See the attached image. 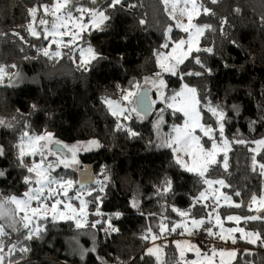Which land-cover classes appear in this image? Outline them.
<instances>
[{
	"label": "trees",
	"instance_id": "1",
	"mask_svg": "<svg viewBox=\"0 0 264 264\" xmlns=\"http://www.w3.org/2000/svg\"><path fill=\"white\" fill-rule=\"evenodd\" d=\"M126 2L135 7L114 11L103 30H91L87 35L84 44H90L102 59L92 61L90 70L83 71L70 58L72 50L69 48L65 49V55L58 61L49 60L37 52V48L46 45L47 41L43 37L37 40L25 30L28 24L27 9L34 6L36 0H0V65L15 64L16 67L9 68V71L21 75L14 86L0 85V118L11 120L19 110L25 114L36 133L47 130L64 144L99 141L102 147L78 154L80 167L92 166L96 179L108 177L103 192L93 191L91 196L85 197L92 201L100 196L99 211L103 213V216H96L97 204L90 203L88 224L93 225L96 220L105 221L113 216L111 224L118 229L116 232L105 231L106 223L89 228L94 232L91 237L96 252L83 261H77L65 254L64 239L58 234L65 231L76 234L79 229L75 223L48 222L43 238L29 242L32 251L23 264H102L101 257L109 264H120L121 261L123 264H176L173 241L175 236H179V229L169 233L167 238H160L164 256L157 259V255H144L152 243L141 237L149 226L153 232H157V225L162 219L160 198L155 195V187L160 185L163 177L171 178L173 191L164 199L178 208L186 209L192 197L206 186L198 184L195 175L175 164L171 149L157 146L156 123L161 115L159 110L165 108L164 104L155 103L151 114L143 119H132L129 123L120 121L137 131V137H129L126 132L115 130L117 119L111 115L104 98L118 99L117 85L128 88L130 82L143 83L145 77L160 71L156 51L165 52L172 47L170 44L168 49L161 48L170 25L161 0ZM205 4L214 10L215 16L201 14L195 22L212 25V29L206 30L201 37L200 48L211 47L213 52L194 51L192 57L198 56L205 68L211 69V73L199 77L185 76L181 80L180 73L185 70L204 72L189 57L179 66L176 76L163 75L168 85L166 94L178 91L185 83L196 87L203 122L212 123L215 127V118L203 108L205 99H208L224 106L227 113L224 135L230 142L238 134L246 140L260 139L264 137V0H219L217 4L205 0ZM237 8L239 12L234 11ZM223 18H227V24L221 23ZM141 19L145 21L144 24L139 23ZM13 32H19L28 43L12 35ZM183 35L182 31L172 29L173 40ZM74 55L78 62L79 53L75 52ZM236 103L239 104V113L231 110V105ZM33 104L37 106L36 110L32 109ZM29 113L31 115H27ZM163 119V133L167 135L168 129L182 122L183 116L165 109ZM252 121L256 122L254 131L251 129ZM202 139L205 146L210 145L207 137ZM16 141L15 133L0 128V144L9 153L7 157L0 158V169L7 170V175L0 177V193L5 195H22L26 190L23 177L27 173L14 166L11 155L14 151L12 145ZM254 146L231 143V150L227 153V171L222 165V154L218 156V163L212 166L216 171L209 172L210 178H222L230 185L222 192L232 196L234 201L243 199L245 205L250 202V195L260 196L263 193L264 178L251 171L253 153L248 148ZM29 159L25 157L26 161ZM257 160L264 162V151L257 156ZM57 171L78 180L76 171ZM102 172L104 175H101ZM88 187L97 188L95 184H88ZM237 190L241 192V197L233 195ZM133 199L139 200V209L131 206ZM141 211L157 215L142 216ZM207 211L210 212L211 208ZM117 212L121 213L119 218L114 217ZM192 212L197 218L206 214L200 205ZM165 214L171 216L172 220H180L174 213ZM219 214L224 218L226 214L245 216L257 213L247 211L246 207L222 206ZM260 215H264V212ZM206 225L211 227L208 223ZM241 225L247 230L261 231L264 235V222H242ZM199 243L207 249L212 246L210 243ZM216 244L215 241L213 247L218 246ZM249 249L252 255L239 254L235 264H264V247L251 245ZM141 256L144 258L141 259Z\"/></svg>",
	"mask_w": 264,
	"mask_h": 264
},
{
	"label": "snow or ice",
	"instance_id": "2",
	"mask_svg": "<svg viewBox=\"0 0 264 264\" xmlns=\"http://www.w3.org/2000/svg\"><path fill=\"white\" fill-rule=\"evenodd\" d=\"M219 0H208L210 4H217ZM165 10L169 17L175 21V26L186 37L173 40L171 37L172 27L167 28L168 36L161 48L168 49L172 44L171 50L167 53L156 51V62L160 71L155 72L152 76L145 77L143 83L139 81L130 82V87L122 88L117 85L119 92L118 99L109 97L104 98V103L108 106L111 115L116 117V131H124L129 137H137L139 133L132 129L130 125L120 123L121 120L131 121L133 115L138 119H143L153 108L157 101L150 99L145 86L154 88L159 96V102L165 105L159 111L161 115L157 119L156 131L160 143L159 147L171 149L174 162L179 165L185 172L192 173L197 177V183L206 186L197 195L192 197L191 204L186 209H181L164 199L168 193H172L173 185L169 177H163L160 185L155 187V195L160 198V213L162 219L157 225L158 231L153 232L149 226L145 230V234L141 239L150 241L154 246L146 249L144 255L152 256L161 252V246L156 245L155 241L163 235L174 233L177 229H181V235H193L194 232L202 228L205 223L211 227L205 228L204 231L208 236H218L220 239L228 242L229 240L235 244V233H240V238L246 243L264 247V235L258 230H247L242 227L225 228V221L233 222L236 225L247 224L251 221L264 222V195H250V202L245 205L243 199L239 202L234 201L232 196L225 194L221 189L230 187L222 178H210L209 172L213 173V165L218 163L217 155L224 153L222 165L225 171L228 169L227 152L230 150L231 143L245 145L254 144L255 147L248 148L253 153L251 157V171L257 173L258 176L264 178V162L257 160L264 151V137L255 140H246L239 136L229 141L225 133V120L227 113L224 106L214 104L213 101L205 99L203 108L211 114L214 119L215 127L212 123L203 121L201 112V100L196 87L189 86L185 83L178 91H171L166 94L168 85L163 78L164 73L172 76L178 74L179 66L185 60L192 57V53L204 51L212 53L211 47L200 48V38L206 30H211V24H198L194 21L201 15L215 16L212 8L206 6L205 0H162ZM125 7H135L134 4L126 2V0H50L45 3L44 0H36L34 6L27 9L28 24L25 30L30 36L37 40L42 37L49 41L48 44L37 48V52L48 58L49 60H59L63 58L65 53L63 48L72 49V45H77L72 52L69 53L70 58L77 67L83 71H89V65L92 61L102 59L100 54L89 44L87 47L78 46L77 42L84 38V33L90 30H103L107 22L112 18L113 12ZM234 11L239 12L240 9ZM38 13L39 18H38ZM186 21V22H185ZM264 22V18H262ZM140 24L145 21L141 19ZM222 24H227V18H223ZM222 30V29H221ZM12 35L19 38L24 43H28L25 37L19 32H13ZM70 37L65 40L64 37ZM233 43H235L233 41ZM52 45H56L52 50ZM35 47V45H32ZM75 52L79 53V61L77 62ZM195 64L200 65L204 72L187 71L180 73L179 78L184 79L185 76H202L204 73H211V69L205 68L198 56L192 57ZM16 65H0V85L14 86L21 79L19 72H10L9 68H15ZM7 81V84H5ZM36 110V105H31ZM165 109H171L173 114L182 113L186 118L182 125H173L171 132L163 137H159L160 125L163 121V113ZM231 110L239 113V106L231 105ZM31 115V113L27 114ZM255 121L251 122V129L255 130ZM0 128L13 132L17 135V141L12 145L14 151L11 155L14 157V166L24 169L27 173L23 177V183L26 190L22 195H5L0 193V264H23L28 254L32 251L29 242L43 238V234L47 231V223L55 222L61 219L74 220L77 228L85 227L88 223V206L90 203L97 204L96 216H103L99 211V202L101 197L96 196L92 201L86 200L84 197L91 196L93 191L103 192L108 177L103 180L93 177H85L82 180H75L68 175L59 174L58 169L76 171L80 166L78 154L82 151H90L93 148H100L102 145L97 140H91L85 143L64 144L55 139L54 134L44 130L36 133L30 121L25 118V114L17 110V114L12 116L11 120L0 118ZM199 130L202 136L197 135ZM219 133L220 143H217V135ZM207 137L211 141V146L206 148L201 143L202 138ZM151 144L152 141H149ZM9 155L5 146L0 144V158ZM28 156L31 159L25 160ZM36 157H39L37 160ZM54 157V159H49ZM187 158V159H186ZM56 173V175H53ZM7 175L6 169H0V177ZM101 175H104L102 172ZM95 184L97 188L88 187V184ZM219 185V188L215 187ZM72 195H69V193ZM174 195V193H173ZM236 197H241L239 190L233 193ZM211 200L212 203H208ZM72 201H78L79 205L74 206ZM35 205V206H33ZM200 205L206 210L204 217L197 218L193 215L192 209ZM131 206L139 209V200L133 199ZM221 206L242 208L246 207L249 212H255V215H237L226 214L222 219L219 214ZM211 208L212 211H207ZM174 213L180 218L179 221L172 220L171 216L165 213ZM140 214L146 216H155L157 213ZM121 213L114 214L115 218H119ZM113 216H109L107 220H96V224L106 223L105 231H118L111 224ZM218 229V231H213ZM176 248L179 249V260L176 264H217L216 258L219 257V264H229L238 255L236 250H225L211 248L210 253H202L201 249L189 242H176ZM95 249L85 250L94 251ZM185 250L195 252L196 260L186 261ZM84 252L81 253L83 256ZM240 255H252L250 250ZM144 257L141 256V259ZM102 264H109L102 257ZM118 259V258H117ZM159 259V255H157ZM123 264V261L120 262Z\"/></svg>",
	"mask_w": 264,
	"mask_h": 264
},
{
	"label": "rangeland",
	"instance_id": "3",
	"mask_svg": "<svg viewBox=\"0 0 264 264\" xmlns=\"http://www.w3.org/2000/svg\"><path fill=\"white\" fill-rule=\"evenodd\" d=\"M162 1V0H161ZM167 12V11H166ZM168 13V12H167ZM169 16V15H168ZM169 19H170V25L169 26H171L172 27V29H177V30H180V29H178L176 26H175V21H173L170 17H169ZM186 22V21H185ZM195 22V21H194ZM195 23H197V22H195ZM181 31V30H180ZM90 32H91V30H90ZM89 34V32H86V33H84V38L82 39V40H80V41H78L77 42V44H78V46H80V47H87L88 45H86V44H84V42H86L87 41V39L88 38H86L87 37V35ZM185 35H183L182 37H186L187 36V34L186 33H184ZM166 35L168 36L169 34H168V32L166 31ZM64 39L67 41V40H69L70 39V37H64ZM201 39V38H200ZM48 42L49 41H47V44H48ZM200 46V45H199ZM77 47V45H72V49H75ZM55 48H56V45H52V50H55ZM65 49H67V48H63V49H61L64 53H65ZM71 49V50H72ZM171 50V49H170ZM169 50V51H170ZM169 51H165V53H167V52H169ZM164 74H168V73H164ZM163 74V75H164ZM164 78V77H163ZM164 80H165V78H164ZM166 82V81H165ZM167 83V82H166ZM145 89H147L150 93H151V95H152V93H153V100H155V101H157V102H159V96H158V94H157V92H156V90L154 89V88H152L151 86H145ZM155 93V94H154ZM236 105H239V104H237L236 103ZM179 114H181L182 115V113H179ZM183 116V115H182ZM132 119H138L135 115H133V117H132ZM131 119V120H132ZM186 118L183 116V120H182V122H180V123H177V124H175V125H182L183 124V122H184V120H185ZM164 120V119H163ZM126 122H130V121H126ZM203 122V121H202ZM164 122L160 125V131H159V137H163V136H165L164 135V133H163V128H164ZM171 129H172V127L171 128H169L168 129V133H170L171 132ZM196 134L197 135H200V136H202V133H200L199 132V130H197V132H196ZM217 135L219 136V133H217ZM226 137V136H225ZM157 138H158V136H157ZM160 143V140L158 139V141H157V146H158V144ZM201 143H203V139H202V141H201ZM217 143H220V139L218 140L217 139ZM204 144V143H203ZM204 146H205V144H204ZM211 146V143H210V145L209 146H205L206 148H208V147H210ZM255 147V146H254ZM230 150H231V147H230ZM229 150V151H230ZM228 151V152H229ZM227 152V153H228ZM222 154H224L223 152H220V153H218V155H217V161H218V156H220V155H222ZM49 159L51 160V159H54V157H49ZM187 159V158H186ZM53 175H54V173H53ZM77 180V179H76ZM79 181V180H78ZM215 187H217V188H219V185H216ZM221 191H222V189H221ZM263 193H262V195H264V186H263ZM69 195H72V193L70 192L69 193ZM86 197V196H85ZM84 197V198H85ZM86 199V198H85ZM209 203H212V201L211 200H209L208 201ZM72 203H73V205L74 206H77L78 207V205H79V202L78 201H72ZM33 206H35V205H33ZM222 207V206H221ZM220 207V208H221ZM219 208V209H220ZM88 211V210H87ZM211 211H212V209H211ZM88 213H89V211H88ZM222 218V217H221ZM223 219V218H222ZM64 221H69V222H73V223H75V221L74 220H67V219H61V220H57V221H55V222H64ZM242 223V222H241ZM205 228H208L209 226L208 225H206V223H205ZM91 227H93L91 224H88L87 223V225L85 226V227H82V228H78L79 229V231H77L76 232V234H74V233H71V232H69V231H65V232H58V234H60L61 235V237L64 239V242H65V245H66V250H65V254L67 255V256H69L72 260H79V261H83V260H85L90 254H93V253H95L96 252V246H95V244H94V241H93V239H92V237H91V234H94V232H92L91 231V229H89V228H91ZM224 227L225 228H232V227H242V228H244V226H242L241 224H239V225H236L235 223H233V222H229V221H225V223H224ZM201 229V230H200ZM200 229H198V230H196L195 232H194V234L193 235H181L180 233H181V229H179V231H178V235L179 236H175V238H174V241H173V245L175 246V252H176V255H177V258H176V262L179 260V249H177L176 248V242L177 241H179V242H189V243H191V244H193V245H196V246H198L200 249H201V252L202 253H210V250H211V248H213V245L215 244V241L217 242V244L216 245H218V246H214L216 249H225V250H229V251H231V250H236L237 252H238V255H237V257L235 258V259H233V260H231L230 262H229V264H235L236 263V260L238 259V256H239V254L241 253V251L240 250H243V251H245L246 252V250H250L249 249V246H251L252 244H249V243H246L244 240H242L241 238H240V233H235L234 235L236 236V243L235 244H233L230 240L228 241V242H225L224 240H222V239H220L218 236H208L207 235V233L202 229V228H200ZM178 230V229H177ZM176 230V231H177ZM213 231H218V229H213ZM198 232V233H197ZM196 233V234H195ZM204 234L206 235V236H204ZM163 236H165L166 238L169 236V234L167 235V234H165V235H163ZM198 237H200V238H198ZM204 237L205 238H207V237H210V239H212V238H214L215 240H213V243H211V242H209V241H205L206 239H204ZM212 237V238H211ZM218 237V238H217ZM202 239V240H201ZM158 240H160V239H157L156 241H155V244L156 245H160V243H159V241ZM167 240V239H166ZM199 242H201L202 244L203 243H210L212 246H210V248L209 249H207V248H205L204 246H202ZM154 245L152 244L150 247H153ZM161 246V245H160ZM91 249H95L94 251H85V250H91ZM163 251V246H161V252L160 253H158L157 255H159V258H161L162 256H164V252H162ZM82 252H84V254H83V256L81 255V253ZM197 259V257H196V255H195V252L194 251H191V250H185V260L186 261H192V260H196ZM216 260H217V264H219V257H217L216 258Z\"/></svg>",
	"mask_w": 264,
	"mask_h": 264
},
{
	"label": "water",
	"instance_id": "4",
	"mask_svg": "<svg viewBox=\"0 0 264 264\" xmlns=\"http://www.w3.org/2000/svg\"><path fill=\"white\" fill-rule=\"evenodd\" d=\"M147 90V89H146ZM148 92V96L150 97V99H152V96H151V93L147 90ZM153 108H154V105H153ZM153 108L152 110L145 116H149L151 114V112L153 111ZM79 176V180H82L84 179L85 177H93V178H96V176L93 174V167L92 166H87L85 167L84 171H78V174ZM89 185H92L91 183H89Z\"/></svg>",
	"mask_w": 264,
	"mask_h": 264
},
{
	"label": "built area",
	"instance_id": "5",
	"mask_svg": "<svg viewBox=\"0 0 264 264\" xmlns=\"http://www.w3.org/2000/svg\"><path fill=\"white\" fill-rule=\"evenodd\" d=\"M202 229L204 230L205 229V226H203L202 227ZM201 230V229H200ZM198 233V232H197ZM196 234V233H195ZM204 236H206L205 234H204ZM204 239H206L205 241H209V242H211V243H213V240L212 239H210V237H207V238H205L204 237ZM202 240V239H201ZM159 242L161 241V239L160 240H158Z\"/></svg>",
	"mask_w": 264,
	"mask_h": 264
},
{
	"label": "flooded vegetation",
	"instance_id": "6",
	"mask_svg": "<svg viewBox=\"0 0 264 264\" xmlns=\"http://www.w3.org/2000/svg\"><path fill=\"white\" fill-rule=\"evenodd\" d=\"M85 168H82L79 166V168L76 170V174H78V171H84ZM78 176V175H77ZM78 180H79V176H78Z\"/></svg>",
	"mask_w": 264,
	"mask_h": 264
}]
</instances>
